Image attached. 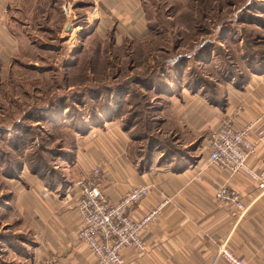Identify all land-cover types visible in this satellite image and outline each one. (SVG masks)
<instances>
[{
    "label": "rangeland",
    "instance_id": "obj_1",
    "mask_svg": "<svg viewBox=\"0 0 264 264\" xmlns=\"http://www.w3.org/2000/svg\"><path fill=\"white\" fill-rule=\"evenodd\" d=\"M158 6L149 9L154 29L134 41L133 35L120 34L123 38L117 40L110 32H97L84 40L88 35L84 31H63L67 23L64 11V15L53 12V18L43 25L46 33L33 35L36 50L31 62L17 66L18 73L9 80L12 84H1L0 180L23 179L19 182L29 184L27 188L31 183L38 194L33 183L41 180L51 192H64L68 181L81 178L71 165L77 147L81 155L94 138L105 140L103 131L123 130L129 132L132 144L148 146L150 139L178 150L174 131H170L176 125L169 126L167 118L180 107L178 99L183 94L198 91L215 98L238 84H247L250 76H264V63H255L253 57L264 58V0H168ZM84 9L77 10L78 15ZM83 17L73 20L75 27H81ZM250 34H257L254 41ZM176 86H182L181 97L174 93ZM58 97L67 100L64 111L50 109L47 120L38 121L34 107ZM173 98L178 100L176 104ZM113 101H122L121 110L111 121L107 112L97 121L95 114L111 113L102 107ZM22 116L29 117L27 132L16 137L11 129L21 125ZM102 125L107 129H100ZM80 129L85 132L81 134ZM134 133L147 137L133 139ZM23 141L28 148H23ZM151 145L156 148V158L161 157L159 148ZM3 161L9 162L8 167ZM0 191V264H16L12 254L24 251L20 246L30 237L23 228L34 238L38 233L26 223L24 211L14 206L11 197L16 192Z\"/></svg>",
    "mask_w": 264,
    "mask_h": 264
},
{
    "label": "crops",
    "instance_id": "obj_2",
    "mask_svg": "<svg viewBox=\"0 0 264 264\" xmlns=\"http://www.w3.org/2000/svg\"><path fill=\"white\" fill-rule=\"evenodd\" d=\"M155 1L0 0V89L1 84H12L9 80L13 81V74L18 73V65L31 62L36 50L33 35L46 33L43 25L53 18L54 11L64 15L63 11L67 10L72 20L85 16L81 27L73 23L72 28L73 32L88 34L82 38L84 40L97 32H110L117 40L123 38L120 34L133 35L131 40L134 41L149 32L153 21L149 9ZM81 7L85 9L78 15ZM34 24L38 26L37 31ZM65 56L68 59V55ZM183 96L178 99L180 107L167 118L169 126L176 125L170 131H174L181 157L165 161L154 158L148 164L139 156L141 146L132 144L129 132L103 131L105 140L94 138L97 140H90V147H83L85 159L77 147L71 165L82 175L103 164L100 187L113 203L135 185H151L150 194L129 210L132 218H142L168 198L169 202L144 232L146 250L124 248L126 264H230L217 256L222 242L248 264H264V190L250 175H231L208 160L212 132L221 118L234 114L242 106L235 125L242 127L245 122H256L252 138L258 142V149L248 162L255 171H264V141L259 140L260 135H264V76H254L243 87L231 88L220 104L198 93ZM173 99L176 104L178 100ZM21 180H0V190L16 192L11 197L14 206L24 211L26 223L38 233L34 238L23 228L30 241L25 240L27 248L20 246L24 251L12 254L13 260L18 261L16 264H43L52 256L59 264H98L96 255L77 235L79 178L68 181L64 192L58 189L51 192L41 180L33 183L40 194L31 188V183L27 188L29 184L19 182ZM222 184L241 194L247 206L241 219L238 220L230 204L216 200V189ZM31 237L35 239L34 244Z\"/></svg>",
    "mask_w": 264,
    "mask_h": 264
},
{
    "label": "built area",
    "instance_id": "obj_3",
    "mask_svg": "<svg viewBox=\"0 0 264 264\" xmlns=\"http://www.w3.org/2000/svg\"><path fill=\"white\" fill-rule=\"evenodd\" d=\"M241 110L242 106H239L234 114L224 116L214 130L209 139L208 160L210 164L231 175L238 173L250 175L264 190V171H255L248 162L258 149V142L252 138L256 122H245L242 127H237L234 120ZM259 140L264 141L263 134ZM103 176V164H98L90 172L82 173L77 183L80 187L76 205L80 218L77 235L96 255L98 264H126L124 248H133L138 252L146 250L144 232L169 200L166 198L142 218H132L129 210L150 194L152 186L135 185L127 190L119 201L113 203L100 187V178ZM216 200L230 204L238 220L247 211L241 194L226 184L217 187ZM217 256H222L230 264H248L245 259L237 256L226 242L221 243ZM43 264H59V261L52 256Z\"/></svg>",
    "mask_w": 264,
    "mask_h": 264
},
{
    "label": "trees",
    "instance_id": "obj_4",
    "mask_svg": "<svg viewBox=\"0 0 264 264\" xmlns=\"http://www.w3.org/2000/svg\"><path fill=\"white\" fill-rule=\"evenodd\" d=\"M168 1V0H167ZM158 0H156L155 2H154V5L156 4V8H159V6H158ZM153 5V6H154ZM153 22H151V24H150V28H149V32H150V30H152V29H154L153 27ZM152 28V29H151ZM257 34H250V36H251V39H253L255 36H256ZM253 41H254V39H253ZM261 54V53H260ZM190 57H192L193 56V54H191V55H189ZM254 58H255V60H256V62L255 63H257V64H260V63H264V58H262L263 56H258L257 54L256 55H254L253 56ZM263 61V62H262ZM264 70V69H263ZM257 72V71H256ZM256 72H254V73H256ZM252 77L250 76L249 78H247V81H246V83H248L249 81H250V79H251ZM245 84H238V85H236V86H238V87H243ZM186 87H190V85L189 84H186L185 85ZM122 86H119L118 87V89H120ZM181 87L182 86H178V88H177V86H176V88H175V90L176 91H174V93H177L178 95H181L182 94V92H181ZM180 88V89H179ZM118 89H115L116 91L118 90ZM109 90H111V88H109ZM115 90H112L113 92H115ZM110 92V91H109ZM194 93H197L198 91H193ZM59 98H62V97H58V98H55V99H51L50 100V103L46 100V102L45 103H41V104H38L37 106H35L34 107V109L36 110V114H37V116L39 117V120L38 121H40V119H42V120H47V118H48V114H49V112H50V109L51 110H54L56 113H58L59 111L62 113V111H64V109H65V106H68L67 105V100H61V101H59ZM99 99V98H98ZM223 99H224V94L222 95V96H217V97H215V98H210V100H211V102L212 103H214V104H220V103H222V101H223ZM122 104V101H120V102H114L113 101V103H109V102H106L105 104H104V107H102V110H110L111 111V113L109 112V111H104V112H101V111H98V113H96L95 111H94V113H96L95 114V116L96 117H98L97 118V121H99V120H103V114L102 113H108V114H111V116L110 117H108V118H110L109 120L111 121L112 119H113V114L115 115V113H117L118 111H120L121 110V108H120V105ZM107 105H108V107H107ZM58 106V107H57ZM50 107V108H49ZM29 112H31L32 111V108L30 109V110H28ZM27 111V112H28ZM26 112V111H25ZM31 114H32V112H31ZM29 117L27 116V117H25V116H22L21 118H20V120L22 121L21 123H19V124H21V125H19L18 126V124L16 125H13V129H11V130H14V131H12V134L14 135V136H16V137H24V135H26L25 133L27 132V129L25 128V123H27V119H28ZM132 121V120H131ZM131 121L129 120V121H127L128 123H129V125H127L126 126V128H124L125 130H127V131H129L128 129L130 128V126H131ZM81 123L85 126L86 124H85V121L84 120H82L81 121ZM89 124V123H88ZM82 125V126H83ZM102 126H104V125H102ZM78 130H79V128H77ZM81 134H82V132H85V131H83V129L81 130L80 129V131H79ZM4 132H3V130H2V128H0V136H2V135H4L3 134ZM137 137H142V136H140V135H136L135 133H134V135H133V139L134 138H137ZM147 136H143L142 138H146ZM151 143L153 144L154 143V145L155 146H157L158 148H159V150L162 152V155H161V157H158V158H156V154H155V149L156 148H152L151 146ZM20 146H21V144H20ZM175 147V146H174ZM174 147L172 148V149H170V148H165V146H162L161 144H160V142H156V141H151L150 139H149V145L148 146H146V145H144V144H142L141 145V148L139 149V151H138V153H139V156L145 161V162H147L148 164H149V162L150 161H152L154 158L155 159H157V160H162V161H165V160H170V159H174V158H176V156H178V157H181L180 156V154L177 152V149L176 150H173L174 149ZM23 148L24 149H26V148H28L27 146H26V141H23ZM21 148H18L17 149V151L18 152H21L22 150H20ZM10 161H12V160H10ZM146 163V164H147ZM3 164L5 165V167H8V164H9V162L8 161H3ZM145 166V165H144ZM9 173H12V172H9Z\"/></svg>",
    "mask_w": 264,
    "mask_h": 264
},
{
    "label": "water",
    "instance_id": "obj_5",
    "mask_svg": "<svg viewBox=\"0 0 264 264\" xmlns=\"http://www.w3.org/2000/svg\"><path fill=\"white\" fill-rule=\"evenodd\" d=\"M65 13L67 14V23L65 26V31L70 32L72 30V25H73L72 16L67 12V10H65Z\"/></svg>",
    "mask_w": 264,
    "mask_h": 264
}]
</instances>
